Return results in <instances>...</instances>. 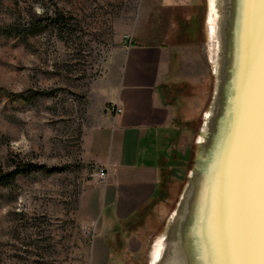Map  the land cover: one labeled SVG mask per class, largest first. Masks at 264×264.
<instances>
[{
  "label": "rangeland",
  "instance_id": "obj_1",
  "mask_svg": "<svg viewBox=\"0 0 264 264\" xmlns=\"http://www.w3.org/2000/svg\"><path fill=\"white\" fill-rule=\"evenodd\" d=\"M145 1L0 0V167H9L13 158L61 166L0 183V264H68L78 255L72 244L89 239L62 209L70 190L77 192L80 185L73 160L85 112L84 86L98 71L115 30L132 38L135 25L136 32L143 31L137 33L140 40L163 38L168 9L159 12L157 21L152 10L146 12ZM199 1L169 6L173 30L164 41L180 42L175 43L181 48L180 78L172 81L182 79L167 81L163 94L171 104L178 143L172 141L176 155L168 148L160 157L163 198L143 213L136 229L141 242L129 245L135 253L131 264H152L154 243L167 231L169 212L188 173L199 166L197 161L193 166L196 153L215 146L196 143L217 91L205 29L210 3ZM58 15L66 27L57 22ZM225 59L221 54V75L228 78L233 67ZM7 92L22 98L9 100Z\"/></svg>",
  "mask_w": 264,
  "mask_h": 264
},
{
  "label": "bare ground",
  "instance_id": "obj_2",
  "mask_svg": "<svg viewBox=\"0 0 264 264\" xmlns=\"http://www.w3.org/2000/svg\"><path fill=\"white\" fill-rule=\"evenodd\" d=\"M208 1L217 91L197 144L215 146L198 150L152 264H264V0Z\"/></svg>",
  "mask_w": 264,
  "mask_h": 264
},
{
  "label": "crops",
  "instance_id": "obj_3",
  "mask_svg": "<svg viewBox=\"0 0 264 264\" xmlns=\"http://www.w3.org/2000/svg\"><path fill=\"white\" fill-rule=\"evenodd\" d=\"M199 2L146 0V12L152 10L157 21L159 12L168 9V24L160 33L163 40H140L137 35L143 31L136 32L135 25L128 41L121 38L124 31L115 30L98 71L84 86L85 112L73 160L80 185L77 192L70 190L62 209L75 224L93 220L94 235L74 242L71 248L78 255L66 263L131 264L135 253L129 245L141 242L136 229L143 223V213L163 198L160 157L168 148L174 154L172 141L178 143L171 104L159 87L180 78L176 70L181 48L175 44L180 42L164 41L173 30L169 6ZM98 166L105 169V183L91 174Z\"/></svg>",
  "mask_w": 264,
  "mask_h": 264
},
{
  "label": "trees",
  "instance_id": "obj_4",
  "mask_svg": "<svg viewBox=\"0 0 264 264\" xmlns=\"http://www.w3.org/2000/svg\"><path fill=\"white\" fill-rule=\"evenodd\" d=\"M53 17V16H52ZM61 16L58 15L57 18H55L57 20V22L59 24H61L63 27L67 26L66 20L64 18L61 19V21L59 22L58 19H60ZM37 20H40V17H36ZM50 19V18H49ZM54 18L52 20H55ZM182 79V78H181ZM181 79L176 80L175 82L171 81L172 83H178L181 82ZM170 82V83H171ZM168 83V82H167ZM172 85V84H170ZM174 87L176 86L175 84H173ZM165 84H160L159 87L162 89L163 91V87H165ZM173 87V88H174ZM175 90L172 91V96H175ZM4 94V93H3ZM34 93H31L30 95H33ZM4 96L7 99H21L22 94L20 93H13V92H7L4 94ZM9 167L7 168H2L0 167V183H5L7 181H10L16 174H22V175H26L27 173L30 172H53L55 171V169H59L61 166L55 165V166H47L45 164H40V163H36L33 161H29V160H22V159H12L10 160V163L8 164ZM162 184V183H161Z\"/></svg>",
  "mask_w": 264,
  "mask_h": 264
},
{
  "label": "built area",
  "instance_id": "obj_5",
  "mask_svg": "<svg viewBox=\"0 0 264 264\" xmlns=\"http://www.w3.org/2000/svg\"><path fill=\"white\" fill-rule=\"evenodd\" d=\"M122 36L127 41L131 38L129 36V34H127L126 32H123ZM88 78H90V77H88ZM111 109L116 111V112L120 111V108L117 106H111L110 110ZM91 174L96 177V181L98 183H105L106 182L107 176H106L105 169L102 166H98ZM80 227H81L82 232L89 239L94 235L93 234L94 233V222H93V220H86V222L81 224Z\"/></svg>",
  "mask_w": 264,
  "mask_h": 264
},
{
  "label": "water",
  "instance_id": "obj_6",
  "mask_svg": "<svg viewBox=\"0 0 264 264\" xmlns=\"http://www.w3.org/2000/svg\"><path fill=\"white\" fill-rule=\"evenodd\" d=\"M214 92H215V90H214ZM213 92V93H214ZM204 119H205V116H204ZM204 119L202 120V123H203V121H204ZM202 123H201V125H202ZM201 128V127H200ZM199 131H201L200 129H199ZM197 143V142H196ZM199 152V151H198ZM198 152L196 153V155H195V158H194V165L193 166H195L196 164H197V156H198ZM193 168V167H192ZM191 170V169H190ZM189 170V171H190ZM188 171V172H189ZM189 173H188V178H187V180H186V182H185V184L183 185V189H182V191H181V193L178 195V197L176 198V201H175V207H173L172 209H171V211L169 212V215H168V222L166 223V228H165V230L167 229V227H168V225H169V223H170V221H171V213H172V211L174 210V209H176L178 206H179V204H180V199H181V197H182V194L184 193V191H185V186H186V184L188 183V181H189Z\"/></svg>",
  "mask_w": 264,
  "mask_h": 264
}]
</instances>
